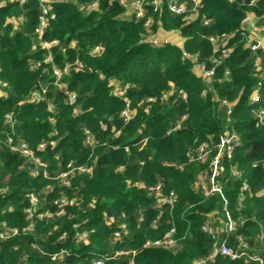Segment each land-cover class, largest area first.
I'll return each instance as SVG.
<instances>
[{
  "label": "trees",
  "instance_id": "obj_1",
  "mask_svg": "<svg viewBox=\"0 0 264 264\" xmlns=\"http://www.w3.org/2000/svg\"><path fill=\"white\" fill-rule=\"evenodd\" d=\"M251 1L201 0L198 15L190 22L171 14L168 0H162L155 13L149 9L152 32L177 31L183 38L181 48L146 44L142 21L123 17L115 2L56 1L54 19L42 36L58 41L50 50L49 64L43 63L44 50L31 49L37 42L39 3L29 0L0 8V89L6 93L0 97V222L20 230L26 227L23 210L31 192L38 197L36 212L53 215L34 219L31 231L0 243V264H21L22 258L25 264H94L100 259L104 264H192L211 252L214 241L202 227L221 230L224 208L236 225L227 245L237 250L245 244L246 253L258 260L217 256L209 264H264V118H257L264 110V78L259 77L264 49L250 51L240 27L249 13L258 24L263 22L264 0ZM92 3L96 7L90 9ZM11 18L18 20L16 27L8 22ZM222 34L229 36L225 47L231 51L213 65L207 38ZM74 63L82 68L71 66L62 79L66 88L60 89L54 84L52 66ZM195 64L213 69L208 82L194 73ZM109 81L128 86L126 99L134 114L126 123L120 116L124 101L111 95ZM257 81L259 98L251 103ZM171 86L172 94L161 100ZM34 92L44 99L31 102ZM222 101L231 105L229 122ZM5 115L11 116L12 126ZM86 130L95 145L86 143ZM226 131L238 136L239 145L230 159L221 162L224 170L217 180L222 198L204 197L194 186L207 171V162L190 161L188 156L205 143L213 157L214 146ZM8 139L30 148L45 164L47 176L41 171L31 176L34 166L10 151ZM51 139L56 140L54 147L36 151L39 143ZM68 163L91 166L92 172H75L63 186L56 177ZM233 169L239 174L233 175ZM156 184L164 193L174 192L172 209L154 207L148 188ZM243 184L247 191H241ZM59 197L75 202L55 215L59 209L53 201ZM108 216H115L116 222L106 224ZM119 223H124L127 234L116 243L112 233ZM170 229L176 241L173 249L143 248L146 241L161 239ZM77 231L88 232L86 243L76 241ZM223 237L221 230L218 241ZM61 250L68 253L64 261L51 262L50 255ZM116 251L127 254L115 257Z\"/></svg>",
  "mask_w": 264,
  "mask_h": 264
},
{
  "label": "built area",
  "instance_id": "obj_2",
  "mask_svg": "<svg viewBox=\"0 0 264 264\" xmlns=\"http://www.w3.org/2000/svg\"><path fill=\"white\" fill-rule=\"evenodd\" d=\"M29 0H0V8L6 6L9 3H17L18 5H24ZM39 3V17L37 24L34 28V34L37 37V42H35L31 49L34 51L37 48L44 50L46 54L43 58V63L49 64L52 63L51 58V49L56 47L58 45L57 40H51L46 41L42 38L44 30L48 26L49 22L54 19V13L52 12V3L56 1H64V0H36ZM256 0H252L251 4L254 3ZM109 2H115L121 8L123 9V17L125 18H132L135 21H142L145 34H144V42L148 44L151 47H163L165 45H169V42L165 39H160L157 36V31L160 28H157L155 32H152V25L153 20L150 16H148L149 9L155 13L158 11L162 0H109ZM189 5V7L187 6ZM96 7V3H92L89 5L90 9H93ZM201 8V0H189V4L185 2H179V0H168L167 2V10L177 16H182L183 19L186 22L193 21L197 15L198 10ZM8 22L13 26L16 27L18 24V20L11 18L8 20ZM249 22V16L245 15V17L240 22V27L243 29L244 25H246ZM207 22H204L206 24ZM245 31V30H244ZM172 32V31H171ZM229 38L227 35H220L215 37H208L207 40L211 45L212 48V56L211 57V63L213 65H217L222 58L227 57L229 55L231 49L226 48L225 43L226 40ZM245 46L249 48L250 51H255L257 49H264V16H263V22L259 24L254 31V35L250 37V35L246 36L245 31ZM73 46V42L70 44ZM95 52H99V48L94 49ZM219 54V56H217ZM183 56L188 57L192 59L193 57H189L186 54H183ZM74 66L76 69L82 68V65L80 63H74L73 65H65L63 68H57L55 66H52V76L54 79V84L57 85L60 89H65L66 84L62 81L63 77L67 76L69 74L70 67ZM197 68V75L201 77V79L205 82H208L212 75H213V69H207L204 65L195 64ZM225 74H228L226 71ZM99 77L102 78V75L99 74ZM259 77L264 78V68L260 71ZM110 85V93L113 97L119 98L124 101V108L120 112V116L123 119L124 123L128 122L132 115L134 114V111L130 107L129 101L126 99V91L128 89V86H121L116 81H109ZM6 84L2 83L1 87H5ZM260 87V81H257L250 96L249 101L251 103H255L258 101L259 95L258 90ZM173 87L171 86L170 90L161 96V100L167 99L168 96L172 94ZM6 93L0 89V97H5ZM69 103L72 104L74 102V94H69ZM181 99H185L184 95L180 96ZM44 97L42 96V93L34 92L30 96V101L39 103L42 101ZM149 101H152V99H149ZM222 104L226 107V116L227 121L229 122V116L231 114V105L226 103L225 101H222ZM49 110H51V107H48ZM76 110H73V113L76 114ZM7 123H9L11 126L13 124V120L11 119L10 115L4 116ZM184 118V117H183ZM257 118L259 121H262L264 118V110H259L257 113ZM178 127V125L176 126ZM105 129V126L103 127ZM116 135L119 134V131L115 132ZM53 135H56V133H53ZM85 135V141L89 144H96V141L92 138L90 133L86 130L84 131ZM7 144L9 146L10 151L18 153L20 156L25 158L27 162L31 163L34 168L30 170V175L35 177L39 174V171H41L42 176L46 177L47 173L45 171V164L42 163L34 154V152L28 148L23 143H14L12 139L7 140ZM56 144V140L51 139L46 142H41L37 145L36 151H43L45 148L54 147ZM239 145L238 136L233 133L226 131L224 134H222L219 137L218 142L214 146L215 154L213 157H209L211 149L208 147L207 144L201 143L198 145L196 151L194 154H189V160L190 161H197L200 163L207 162V171H205L203 174L199 175L197 178V182L195 183V190L199 191L202 196L208 197L212 194H218L222 198V192L220 185L218 183V176L222 174L224 167L222 165V161L224 159H230L232 156V153L234 151V148ZM264 166V161H263ZM85 173L90 174L92 172L91 166H73L71 163H68L66 165L65 171L61 172L56 178L63 186L69 185V177L73 173ZM233 175H238V171L233 169L232 170ZM248 187L246 184L242 185L241 191H247ZM51 189L49 188L48 191ZM148 194L153 198L154 201V207L157 210H160L164 207L168 209H172L175 202H176V196L174 192L169 191L167 193H164L163 187L161 184H156L153 186H150L148 188ZM26 199L28 201V206L24 208L23 212L26 215V219L28 220V224L26 227L22 228L21 230L16 227H11L5 222H0V243L8 241L9 239H12L16 236H18L22 232L31 231L34 227V219L42 220L44 218H50L52 217V213L50 212H40L37 213V205H38V197L34 193H28L26 195ZM240 200L242 197L239 198ZM73 199H67L66 197H59L53 201V204L59 209L55 215H61L63 213V207L65 206H71L74 204ZM224 215L226 217V220L223 222L222 232L224 233V237L221 238L218 241V232L221 231L220 228H213L208 225H205L202 227V231L207 233L211 239L214 241V245L212 247L211 252L204 258L193 260L192 264H209L213 263L215 258L217 256H223L228 257L230 259H236L240 257H247L250 260H258L256 256H251L246 253L247 246L245 244L239 245L237 250H232L227 245V237L234 231L235 229V222L229 218L228 212L224 208ZM123 218V215H120V219ZM115 216H108L106 218V224L111 225L116 222ZM127 234L126 227L124 223H119L117 230H115L112 233V241L113 242H120L123 235ZM174 235V229H170L165 235L158 240H152V241H146L143 245V248L149 249V248H160V249H173L176 246V241L173 237ZM88 232L87 231H77L75 234V239L77 242L80 243H86L87 241ZM65 237V234L63 233L60 236V239H63ZM127 253L123 251H116L114 252V256L118 257L121 255H125ZM68 255V253L64 250H61L57 253H53L50 255V261L53 263H62L65 259V257ZM25 260L22 258V263ZM103 259H100L94 264H104ZM130 264H134L132 261H130Z\"/></svg>",
  "mask_w": 264,
  "mask_h": 264
},
{
  "label": "crops",
  "instance_id": "obj_3",
  "mask_svg": "<svg viewBox=\"0 0 264 264\" xmlns=\"http://www.w3.org/2000/svg\"><path fill=\"white\" fill-rule=\"evenodd\" d=\"M248 16H249V22L246 25H244L243 30H245L246 33H248V35L252 37L254 35V31L256 30L259 24L253 14L249 13ZM156 33L160 39L167 40L169 42V45L176 46L179 48L182 47L183 38L179 35L177 31L166 32L163 31L162 29H159ZM193 71L196 74L198 73L195 65L193 67Z\"/></svg>",
  "mask_w": 264,
  "mask_h": 264
}]
</instances>
